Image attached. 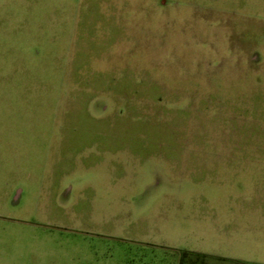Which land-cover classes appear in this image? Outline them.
Returning a JSON list of instances; mask_svg holds the SVG:
<instances>
[{
    "label": "rangeland",
    "instance_id": "rangeland-1",
    "mask_svg": "<svg viewBox=\"0 0 264 264\" xmlns=\"http://www.w3.org/2000/svg\"><path fill=\"white\" fill-rule=\"evenodd\" d=\"M0 111V264H264V0H0Z\"/></svg>",
    "mask_w": 264,
    "mask_h": 264
},
{
    "label": "crops",
    "instance_id": "crops-1",
    "mask_svg": "<svg viewBox=\"0 0 264 264\" xmlns=\"http://www.w3.org/2000/svg\"><path fill=\"white\" fill-rule=\"evenodd\" d=\"M1 144H2V133L0 131V151H1ZM94 147L97 148L96 146H94ZM92 154L95 157L101 155L100 152H95ZM3 160H5V158H2L0 156V187L5 190L7 195H14L17 191H19L18 188L24 182V180L28 181L29 179L28 178H21L22 174H18V176H17L15 172L10 170V168L12 167L11 165L15 166L16 163H12V164L10 163L11 167H9V171L1 172V165L5 164V162ZM47 161H48V159H47ZM101 165H103V164L101 162H99V163L91 164L89 166L88 169L91 173L90 175L94 179L99 178V176L97 173L92 174L91 171L95 170L97 167L100 168ZM105 175H107V171H105ZM108 175L111 176L112 174L109 173ZM95 186H96L95 184L94 185L85 184L84 189L82 187L81 190H76V192L77 193L81 192L82 194L83 193H90L92 197L98 196V195L106 196L107 192L109 191L107 188L98 189V188H95ZM109 188H111V187H109ZM70 192L71 191H69L67 194H65V192L62 193V191H59V190L56 191L55 197H56V199H58L59 196L63 197L61 202L64 205V207L70 205V199L68 198L71 195ZM16 201L17 200H15V202ZM56 202H57V200H56ZM3 204H4L3 206H5V205L9 206V207H5V208L18 206L17 203H11V204L10 203H3ZM99 208H102V206H100ZM78 212L79 213H77L76 215H73V216H67V217L64 215L63 216L67 219V222L68 221L70 222V220H71V221L79 222L80 225H83V226H90V227H96V228L100 227V228L105 229L104 233L95 234V235L99 237L100 241L104 240V241L111 242L112 245L109 248L107 247L108 250L113 249V245H115L114 247H116L115 249L119 250L120 255H136L138 264H161L162 260H164L159 255L158 256H155V255L148 256L147 259L144 258L145 255L143 253H141V251L145 250V246H148V245L152 246V243L135 240L137 238H133V236L129 235L128 232H124V234H123L122 229L124 226H123L122 217H121L122 215H119V214L113 215V213L111 211H109V210L102 211V209H100L99 212L94 211L96 213H94L93 210H91V213L89 215H83L82 212L79 210H78ZM63 216H61V217H63ZM10 223L20 224V225L21 224H25V225L32 224V222H30L28 220H21V219H19V220L14 219V221H12ZM121 235H124V236H121ZM130 243L137 244L135 246L136 254H133V253L130 254L129 253V248H130L129 244ZM123 246H125V247H123ZM108 250H106V251H108ZM112 251L105 252V254L106 255H115V254H112ZM21 255H39V254L26 253V254H21ZM95 255H98L97 252H95L94 255L89 256L92 259L89 261V263L85 259H83L81 261H77L74 264H82V263L83 264H97ZM136 257H132V260H128V256H126L127 261H125L123 264H130V262H134ZM37 264H39V263H37Z\"/></svg>",
    "mask_w": 264,
    "mask_h": 264
},
{
    "label": "trees",
    "instance_id": "trees-1",
    "mask_svg": "<svg viewBox=\"0 0 264 264\" xmlns=\"http://www.w3.org/2000/svg\"><path fill=\"white\" fill-rule=\"evenodd\" d=\"M191 253H195V252H190V251H181V255H188V254H191ZM221 259H224V260H232L233 259H228V258H223L221 257ZM183 260V258L181 259V261ZM234 262L238 263V264H251V263H248V262H243V261H238V260H234Z\"/></svg>",
    "mask_w": 264,
    "mask_h": 264
}]
</instances>
